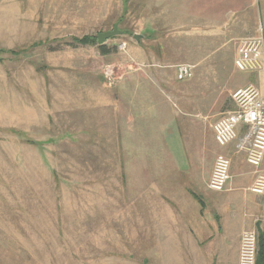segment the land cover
Segmentation results:
<instances>
[{"label":"crops","instance_id":"0c3cea01","mask_svg":"<svg viewBox=\"0 0 264 264\" xmlns=\"http://www.w3.org/2000/svg\"><path fill=\"white\" fill-rule=\"evenodd\" d=\"M30 1L35 9L66 10L45 23L67 33L43 39L123 25L119 80L106 94L92 87L87 98L106 101L99 105L106 108V150L134 153L136 237L152 263L238 264L243 231L264 242V197L247 190L252 169L234 144L216 145L209 123L221 114L225 92L240 86L232 77L238 41L258 26L264 40V0ZM179 63L194 74L181 86L172 70ZM242 74L264 92V70ZM227 150L235 155L230 180L212 192L206 184L215 153Z\"/></svg>","mask_w":264,"mask_h":264},{"label":"rangeland","instance_id":"374dc122","mask_svg":"<svg viewBox=\"0 0 264 264\" xmlns=\"http://www.w3.org/2000/svg\"><path fill=\"white\" fill-rule=\"evenodd\" d=\"M33 4L0 0V264H153L136 237L134 153L106 150V101L87 98L116 86L122 37L105 42L109 56L65 47L74 37L43 39L67 33L45 23L66 10ZM246 76L232 74L240 88L253 85ZM234 89L210 124L232 109Z\"/></svg>","mask_w":264,"mask_h":264},{"label":"built area","instance_id":"2783aa9c","mask_svg":"<svg viewBox=\"0 0 264 264\" xmlns=\"http://www.w3.org/2000/svg\"><path fill=\"white\" fill-rule=\"evenodd\" d=\"M234 69L240 73L264 70V40L261 27L253 36L241 39L236 47L233 60ZM193 67L188 64L174 66L177 81L190 80ZM108 77V74L106 75ZM233 109L215 120L211 129L219 148L234 144L236 153L244 154V161L252 169V183L248 191L264 197V92L254 85L239 88L231 94ZM245 128V134L239 137V128ZM231 159L217 154L207 181V189L221 193L230 180ZM258 237L254 230H245L240 235L238 264H256Z\"/></svg>","mask_w":264,"mask_h":264},{"label":"trees","instance_id":"16d2710c","mask_svg":"<svg viewBox=\"0 0 264 264\" xmlns=\"http://www.w3.org/2000/svg\"><path fill=\"white\" fill-rule=\"evenodd\" d=\"M88 44L97 45L96 36H91V37L86 36V37H82L79 39L74 38V39H70V41L64 42V46L70 47V48H75L78 46H85ZM57 49H59V47L53 50H57ZM97 50L100 55H106L112 52L114 49L107 48L105 45H97ZM256 264H264V242L263 241L259 242Z\"/></svg>","mask_w":264,"mask_h":264},{"label":"water","instance_id":"95a60500","mask_svg":"<svg viewBox=\"0 0 264 264\" xmlns=\"http://www.w3.org/2000/svg\"><path fill=\"white\" fill-rule=\"evenodd\" d=\"M123 34L122 31L118 30V27L117 25H114L112 30H109V31H105V32H99L96 34V42L98 45H102L104 44L107 40L115 37V36H118V35H121ZM133 39L138 41L139 37L137 34H133ZM1 61V59H0Z\"/></svg>","mask_w":264,"mask_h":264}]
</instances>
